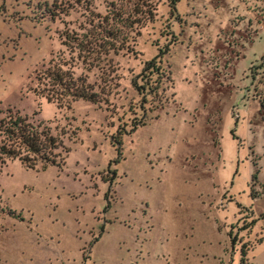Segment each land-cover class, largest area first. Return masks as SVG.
<instances>
[{
	"label": "rangeland",
	"instance_id": "obj_1",
	"mask_svg": "<svg viewBox=\"0 0 264 264\" xmlns=\"http://www.w3.org/2000/svg\"><path fill=\"white\" fill-rule=\"evenodd\" d=\"M261 101L264 0H0V117L69 149L0 161V264H264Z\"/></svg>",
	"mask_w": 264,
	"mask_h": 264
},
{
	"label": "trees",
	"instance_id": "obj_2",
	"mask_svg": "<svg viewBox=\"0 0 264 264\" xmlns=\"http://www.w3.org/2000/svg\"><path fill=\"white\" fill-rule=\"evenodd\" d=\"M160 66L156 64L155 60H150L145 63L142 68L141 75L147 79L145 81L146 87L139 84L136 79L132 81V85L137 89H144L150 91L149 78L146 77L145 72L153 73L158 71ZM46 77L51 81L54 90L56 88V95L53 93L40 92L47 98V101H58L65 97H69L71 101L84 99L89 103L95 104L99 101V94L97 91L87 84L83 77H73L67 69H61L60 65H52V59L45 69ZM141 76V77H142ZM158 87L156 86L155 89ZM148 94L150 92H147ZM60 95V96H59ZM59 105L60 102H57ZM264 105V102L261 101ZM132 125V128H135ZM233 138H237L233 134ZM69 149L66 148L61 140L52 134L50 127L38 121L35 122L32 116L21 114L14 108L7 107L0 117V161L4 159H17L25 167L34 169L40 163L42 167L47 165L61 166L64 163L65 154H68ZM234 237L232 238V242ZM242 264H245L241 259Z\"/></svg>",
	"mask_w": 264,
	"mask_h": 264
}]
</instances>
